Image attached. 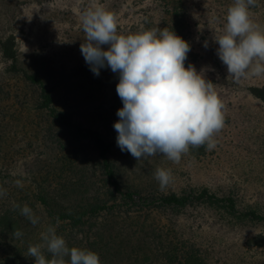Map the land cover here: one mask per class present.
Segmentation results:
<instances>
[{"label":"rangeland","instance_id":"374dc122","mask_svg":"<svg viewBox=\"0 0 264 264\" xmlns=\"http://www.w3.org/2000/svg\"><path fill=\"white\" fill-rule=\"evenodd\" d=\"M93 3L114 14L117 32L123 35L154 28L168 27L171 31L174 9L183 3L191 47L189 64L198 72L206 69L205 78L214 84L224 105V126L213 136V149L206 150L207 145H202L200 154L189 146L175 163L160 154L138 161L117 147L113 125L119 120L117 111L123 107L116 92L118 75L103 68L96 76L80 51L86 38L81 16ZM233 3L234 0H0V38H16L19 67L41 75L53 91L59 111L85 129L101 133L113 145L111 159L123 186L157 194L207 188L220 197H232L241 212L256 210L264 215V103L250 92L251 88L264 86V75L234 82L216 54L219 45L213 39L226 25L227 10ZM249 15L264 27V0H255V5L249 6ZM10 67L0 50V190L5 192L0 195V203L8 204L15 197L33 193L43 186L42 179L53 173L62 176L61 189L79 183L77 189L84 183L94 190L93 183H97L95 193L101 192L100 172L91 161L95 154L92 147L38 110L37 88L21 74L11 73ZM63 144L67 145L65 149ZM157 168L171 169L172 179L163 190L154 176ZM48 187L66 207L82 203L70 191L64 196L60 189L56 192L54 187ZM26 204L32 206L30 202ZM33 212L39 218L38 227L45 220L44 212L40 207L37 211L33 208ZM106 225V238L113 235L116 239L118 230L122 238L132 237L135 243L155 234L174 243H191L201 250L204 264H264V222H236L206 207L190 208L180 214L144 210L102 217L95 225L97 233Z\"/></svg>","mask_w":264,"mask_h":264},{"label":"clouds","instance_id":"9594fccd","mask_svg":"<svg viewBox=\"0 0 264 264\" xmlns=\"http://www.w3.org/2000/svg\"><path fill=\"white\" fill-rule=\"evenodd\" d=\"M254 5L255 0H234L227 10L226 25L213 37L219 45L217 56L237 83L248 76L264 75V27L250 18L249 6ZM81 21L86 38L80 51L90 70L99 76L101 69L110 68L118 75L116 92L123 107L117 111L119 120L113 127L122 152L138 161L160 154L178 163L189 146L206 144V150L216 146L213 136L224 126V105L214 84L206 80V69L198 72L194 65L185 67L191 51L187 41L168 27L118 34L114 14L97 3L82 13ZM204 47H208L207 41ZM154 176L163 190L172 179L171 169L157 168ZM15 208L32 225L39 223L27 204ZM12 234L23 236L18 229ZM40 238L42 243L27 249L35 264H101L97 253L69 248L52 225Z\"/></svg>","mask_w":264,"mask_h":264},{"label":"trees","instance_id":"16d2710c","mask_svg":"<svg viewBox=\"0 0 264 264\" xmlns=\"http://www.w3.org/2000/svg\"><path fill=\"white\" fill-rule=\"evenodd\" d=\"M185 16L183 3L179 7H175L172 14L174 27L171 31L188 42L189 31ZM0 50L4 59L11 63L10 72L21 74L25 81L37 88V109L46 112L52 118L53 123L71 132L77 140L86 142L92 147L95 154L91 161L100 172V186L103 189L96 194L97 183H93L94 190L89 189L88 184L84 183L83 187L77 189L75 188L79 183L73 186L69 185L70 189L62 183L65 187L61 189L62 179L60 182V177L62 176L53 173L42 179L43 186L33 193L15 197L8 204L1 202L0 264H35V258L30 257L27 253L28 246L42 243L40 233L45 231L49 225L56 227L57 234L64 237L69 248L78 247L91 250L99 255L101 264H108L115 259L119 260L118 263L121 264H204L201 250L191 243L183 241L174 243L165 239L163 235L155 233L154 237L141 238V242L135 243L132 237L122 238L118 230L116 239L113 238V235L106 238L104 234L107 232V225L99 231V234L95 225L99 224L102 217L118 214L124 215L144 210L180 214L195 207L215 210L236 222H264V215L258 211L241 212L232 197H220L207 188L189 189L181 194H157L123 186L111 159L113 145L107 143L101 133L76 124L69 115L55 107L53 91L46 86L41 75L38 72L29 73L19 67L17 42L14 36L7 39L0 38ZM190 56L188 53L185 61L186 68L189 65ZM250 92L256 99L264 103V86L251 88ZM203 146L193 147V152L201 154L204 150ZM65 147L67 145L63 144L62 148L65 149ZM47 186L54 187L56 192L60 189L64 196L67 191H70L71 196L79 197L82 203L66 207L59 197L51 195ZM88 195L90 196L86 197ZM29 202L32 204L30 206L32 210L34 208L37 211V208L40 207L44 212L45 220L38 227L37 224L33 227L32 223L20 214V209L15 208L17 204L22 208ZM57 218L60 221L58 225ZM14 229L22 231L23 236L14 237L12 234ZM133 242L136 245L132 246ZM45 255L46 258H51L47 252Z\"/></svg>","mask_w":264,"mask_h":264}]
</instances>
